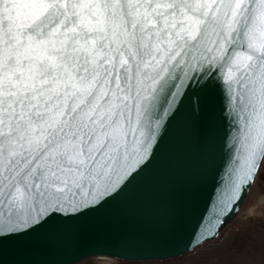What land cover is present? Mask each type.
<instances>
[{
    "label": "snow or ice",
    "instance_id": "obj_1",
    "mask_svg": "<svg viewBox=\"0 0 264 264\" xmlns=\"http://www.w3.org/2000/svg\"><path fill=\"white\" fill-rule=\"evenodd\" d=\"M213 89L240 157L193 254L264 185V0H0V245L115 200Z\"/></svg>",
    "mask_w": 264,
    "mask_h": 264
},
{
    "label": "water",
    "instance_id": "obj_2",
    "mask_svg": "<svg viewBox=\"0 0 264 264\" xmlns=\"http://www.w3.org/2000/svg\"><path fill=\"white\" fill-rule=\"evenodd\" d=\"M195 100L184 101L163 130L151 164L119 197L70 222L57 220L4 242L3 264H78L100 256L154 261L189 253L197 225L232 208L223 202L217 207V192L240 157L238 148H230L234 125L224 94L219 89L201 94L198 108Z\"/></svg>",
    "mask_w": 264,
    "mask_h": 264
},
{
    "label": "rangeland",
    "instance_id": "obj_3",
    "mask_svg": "<svg viewBox=\"0 0 264 264\" xmlns=\"http://www.w3.org/2000/svg\"><path fill=\"white\" fill-rule=\"evenodd\" d=\"M264 255V185L257 179L239 215L197 254L154 261L117 260L114 264H260ZM78 264H100L89 258Z\"/></svg>",
    "mask_w": 264,
    "mask_h": 264
},
{
    "label": "built area",
    "instance_id": "obj_4",
    "mask_svg": "<svg viewBox=\"0 0 264 264\" xmlns=\"http://www.w3.org/2000/svg\"><path fill=\"white\" fill-rule=\"evenodd\" d=\"M98 260L100 264H114L118 259L115 258H109V257H94Z\"/></svg>",
    "mask_w": 264,
    "mask_h": 264
},
{
    "label": "crops",
    "instance_id": "obj_5",
    "mask_svg": "<svg viewBox=\"0 0 264 264\" xmlns=\"http://www.w3.org/2000/svg\"><path fill=\"white\" fill-rule=\"evenodd\" d=\"M190 253V252H189Z\"/></svg>",
    "mask_w": 264,
    "mask_h": 264
}]
</instances>
